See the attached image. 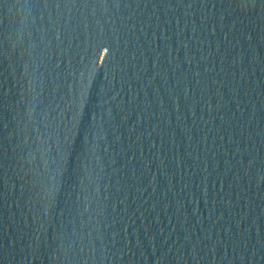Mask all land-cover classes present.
Here are the masks:
<instances>
[{
  "label": "water",
  "instance_id": "1",
  "mask_svg": "<svg viewBox=\"0 0 264 264\" xmlns=\"http://www.w3.org/2000/svg\"><path fill=\"white\" fill-rule=\"evenodd\" d=\"M0 264H264V0H0Z\"/></svg>",
  "mask_w": 264,
  "mask_h": 264
}]
</instances>
